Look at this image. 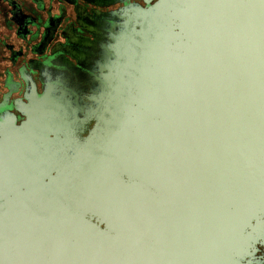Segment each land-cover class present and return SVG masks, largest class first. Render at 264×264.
Instances as JSON below:
<instances>
[{
	"label": "water",
	"instance_id": "water-1",
	"mask_svg": "<svg viewBox=\"0 0 264 264\" xmlns=\"http://www.w3.org/2000/svg\"><path fill=\"white\" fill-rule=\"evenodd\" d=\"M145 1L103 93L56 59L1 113L0 264H228L264 219V0Z\"/></svg>",
	"mask_w": 264,
	"mask_h": 264
},
{
	"label": "flooded vegetation",
	"instance_id": "flooded-vegetation-1",
	"mask_svg": "<svg viewBox=\"0 0 264 264\" xmlns=\"http://www.w3.org/2000/svg\"><path fill=\"white\" fill-rule=\"evenodd\" d=\"M132 2L147 5L145 0H0V115L8 111L17 123L24 119L18 107L27 101L28 80L40 93L42 79L48 78L44 67L56 59L78 68L73 79L81 95L103 93L115 80V67H130L118 58L124 53L117 48L137 33L113 28L110 15ZM92 125L85 124L80 136ZM253 224L250 244L238 261L228 264H264V219Z\"/></svg>",
	"mask_w": 264,
	"mask_h": 264
}]
</instances>
